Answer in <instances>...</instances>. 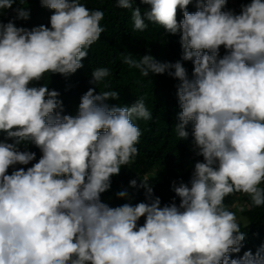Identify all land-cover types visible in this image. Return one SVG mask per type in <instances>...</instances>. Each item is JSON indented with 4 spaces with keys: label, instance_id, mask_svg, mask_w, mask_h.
Instances as JSON below:
<instances>
[{
    "label": "clouds",
    "instance_id": "obj_1",
    "mask_svg": "<svg viewBox=\"0 0 264 264\" xmlns=\"http://www.w3.org/2000/svg\"><path fill=\"white\" fill-rule=\"evenodd\" d=\"M16 2L0 0V13ZM115 2L133 7V0ZM193 2L197 10L187 11ZM140 3L150 7L143 15L133 9L134 29L145 30L147 20L179 33L182 60L193 71L189 77L180 61L162 63L150 54L125 56L124 63L144 77L168 72L180 81L176 131L187 139L192 124L203 162L195 163L190 186L173 183L179 205L161 206L143 181L147 202H103L111 178L138 154L142 133L134 120L152 115L143 99L109 105L119 92L96 94L95 88L81 97L76 115H66L57 91L30 86L45 73L74 74L104 32L103 11L80 0H40L53 11L50 27L0 21V132L13 141L0 140V264H264V246L231 258L246 234L224 204L240 192L264 205V0H251L239 14L223 10L228 0ZM16 12L17 19L30 18L27 8ZM108 75L107 68L96 69L91 83ZM27 142L40 149V159L8 174L36 159L35 152L19 150ZM129 185L138 187L137 180Z\"/></svg>",
    "mask_w": 264,
    "mask_h": 264
},
{
    "label": "trees",
    "instance_id": "obj_2",
    "mask_svg": "<svg viewBox=\"0 0 264 264\" xmlns=\"http://www.w3.org/2000/svg\"><path fill=\"white\" fill-rule=\"evenodd\" d=\"M89 9L101 10L104 13L100 21L104 28L100 39L87 49L88 56L82 61L83 67L74 74L64 76L61 74L45 73L41 81H34L30 86L45 85L49 91L59 93L58 100L62 101L63 113L76 115L81 97L89 88H95L96 94L104 91L119 92L118 100H108L109 105L131 106L135 101L143 99L145 106L151 112L150 120H134L141 130L139 143L136 145L138 154L132 162L121 168L119 175L111 178V187L101 194V200L110 207L121 206L125 203L135 205L147 202L146 190L139 187L141 181L153 188V198L159 197L161 206L175 202L179 205V197L173 190V183L189 184L197 161L203 162V157L196 154L193 144L191 123L186 126L189 136L181 140L176 131L177 114L180 111L177 97V86L180 81L169 75L149 74L141 75L136 68L124 63L125 56L131 55L139 60L146 54L152 55L162 63H175L180 61L187 70L189 77L193 71L191 61L182 60L183 50L180 44V34L171 35L164 31L162 26L145 20L148 27L143 30L134 29L132 11L140 7L143 15L149 5L133 0L132 9L117 7L115 0H80ZM251 0H228L224 11L239 14L241 8ZM21 7L30 11L27 20L17 19L16 9ZM196 4L190 3L187 11L195 12ZM53 11L41 6L40 0H17L11 9L0 13V21L8 23L13 21L17 27L31 30L34 27L45 25L50 27V16ZM183 19V10H178L177 21ZM226 54L221 47L220 56ZM99 68H107L109 75L101 82L91 83V74ZM170 71H174L171 69ZM0 140L12 143L7 139L6 133L0 132ZM20 151L36 153V159L28 165H15L9 168L8 174L21 167L27 169L38 162L42 153L33 143L27 142L19 146ZM155 170L153 175H150ZM137 180L138 187H130L129 182ZM260 187L264 188V184ZM121 190L128 192L127 198H118ZM225 207L230 210L237 205L244 218V223L238 222L241 232L246 234L239 253H232L231 258L238 259L245 251L251 250L253 254L264 246V205L256 207L251 198L244 193L228 195L224 200ZM144 218L139 221L143 225Z\"/></svg>",
    "mask_w": 264,
    "mask_h": 264
},
{
    "label": "rangeland",
    "instance_id": "obj_3",
    "mask_svg": "<svg viewBox=\"0 0 264 264\" xmlns=\"http://www.w3.org/2000/svg\"><path fill=\"white\" fill-rule=\"evenodd\" d=\"M155 173V170L150 174L153 175ZM230 211L234 212L237 218V222H242L244 223V218L242 217L240 213V207L237 205L236 207L230 209Z\"/></svg>",
    "mask_w": 264,
    "mask_h": 264
}]
</instances>
